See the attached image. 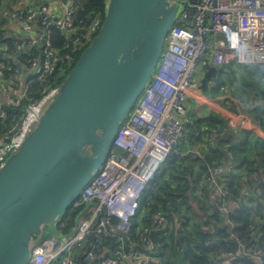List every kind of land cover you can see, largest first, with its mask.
I'll list each match as a JSON object with an SVG mask.
<instances>
[{"label":"built area","instance_id":"1","mask_svg":"<svg viewBox=\"0 0 264 264\" xmlns=\"http://www.w3.org/2000/svg\"><path fill=\"white\" fill-rule=\"evenodd\" d=\"M76 9L70 1L60 19L54 18L47 4L27 8L23 14L24 22L40 29L23 40L13 56L43 46L44 58L42 62L37 57L29 59L26 68L18 63L9 77H5V63L0 62V91L6 95V102L0 101V125L9 118L5 105L16 106L27 99L28 74L35 72L39 80L46 81L61 59L48 26L55 23L61 32L73 34L72 17ZM99 28V22L95 21L87 32L89 41ZM75 43H80L79 39ZM206 59L210 60L207 69H222L232 62L243 66L264 65V0H182L150 82L120 125L101 169L68 208L71 213H77L74 226L68 231L67 221L61 220L57 225L58 236L51 232L44 234L33 245L26 264H161L163 244L149 233L154 231L169 237L170 217H155L150 230L140 227L135 235L132 229L135 221H140L141 203L162 167L181 155L190 160L203 158L198 151L184 153L183 147L188 143L187 103H209L197 83ZM50 95L49 92L42 99L31 101L19 118L13 119L0 139V167L31 129ZM229 125L252 129L241 114L229 116ZM228 157L227 164L202 173L195 191L196 198L202 202L204 189L208 187L212 206L226 216L232 213L233 202L222 182L239 175L230 153ZM249 186L244 183L240 188V196L248 205L252 200ZM249 209L253 212L252 207ZM186 223L187 219L182 217L176 224L178 235L185 231ZM256 224L255 217L249 226L251 236L258 232ZM229 237L239 249L222 251L210 264H235L243 256L263 264L261 247L246 246L232 233Z\"/></svg>","mask_w":264,"mask_h":264},{"label":"water","instance_id":"2","mask_svg":"<svg viewBox=\"0 0 264 264\" xmlns=\"http://www.w3.org/2000/svg\"><path fill=\"white\" fill-rule=\"evenodd\" d=\"M182 0H109L71 72L0 167V264H26L101 169L120 125L150 82ZM210 67L199 86L217 79ZM192 132V124L186 123Z\"/></svg>","mask_w":264,"mask_h":264},{"label":"trees","instance_id":"3","mask_svg":"<svg viewBox=\"0 0 264 264\" xmlns=\"http://www.w3.org/2000/svg\"><path fill=\"white\" fill-rule=\"evenodd\" d=\"M71 1L77 8L72 17L74 33L61 32L55 23L48 26L52 42L60 50L61 59L47 76L46 81L39 80V75L35 72L28 74L27 99L16 106H4L9 113V118L0 125V139L7 133L13 119H18L31 101L42 99L63 82L88 47L90 41L87 38V32L92 24L97 21L101 26L104 21L109 0ZM30 2L28 9L47 4L46 0H30ZM36 29L40 28L36 27ZM4 32L0 29V47H7L5 52H0V62L6 65L5 77L13 73L18 63L26 68L29 67L28 60L31 58L37 57L40 62L43 61V46L25 50L14 57L16 48L24 39L8 37ZM76 39H79L80 43H75ZM259 75L263 76L264 72H259ZM229 82H231L230 79L221 73L218 74L217 79L210 86L209 93L222 89ZM240 86L242 91L244 88L247 89L245 93L240 92L241 101L244 102L245 96L253 95L255 85L243 81ZM189 108L187 119L192 124L194 133L187 131V137L189 140L194 139L196 146L205 141L208 149L205 153H201L203 158L198 160L192 161L181 155L173 157L162 167L141 203L140 221H135L132 234L135 235L140 227L143 230H150L151 223L157 216L170 217L172 228L169 237L166 238L163 233L154 231L149 233L150 237L163 244L160 254L161 264H210L222 251L236 252L239 249V246L229 237L231 233L244 245H255L264 251V196L253 198L248 205L240 196V188L245 183L242 178H228L222 182L233 202L230 204L232 213L227 215L229 221L225 219L224 214L212 206L208 187L204 189L205 196L202 202L195 196L202 173L209 168L227 164L228 153L232 155V162L237 170L244 173L264 170V139L253 131H243L240 127L232 128L228 117L203 104H194ZM242 108L254 125L264 131V104L243 105ZM206 111V117L202 118V113ZM189 146L193 145L188 144L183 147L184 153L188 151ZM249 206L253 208V212ZM76 216V212L71 213L70 209L67 210L61 219L67 221L66 230L72 229ZM182 217L187 219V223L184 224L185 231L178 235L176 224L181 222ZM255 217L258 220L256 224L258 232L256 236H251L249 226ZM193 218H197L199 223L194 222ZM227 222L229 224H226ZM110 244L113 245L114 242ZM235 264L256 263L252 258L243 256Z\"/></svg>","mask_w":264,"mask_h":264},{"label":"crops","instance_id":"4","mask_svg":"<svg viewBox=\"0 0 264 264\" xmlns=\"http://www.w3.org/2000/svg\"><path fill=\"white\" fill-rule=\"evenodd\" d=\"M47 5L50 8V13L54 15V18H62L65 7L69 4L71 0L63 1V0H46ZM30 0H0V29H3L6 36L16 37L18 39H26L35 34L37 31L34 24H27L24 22L23 14L27 10L30 5ZM6 46L0 47V52L6 51ZM205 72V71H204ZM203 72V74H204ZM259 72H264V65L258 66H243L235 63H230L228 66L219 68V74L221 73L227 79H230L226 86L222 89L215 91L214 93L202 94L204 95V99L207 100L208 104H203L208 108H211L218 113L225 115L229 118L231 115L241 114L244 116V119L250 122L252 129L244 128L243 126H239L243 131H253L258 134L261 138L264 139V131L251 121V119L246 115V112L239 111V106L243 105L252 106L253 104H264V75H259ZM202 75L198 76V80H200ZM263 77V78H262ZM243 81H246L248 84L255 85L253 88V95L245 96L243 99L244 102L241 101V93H245L247 89L244 88L242 91L241 84ZM214 82V81H213ZM210 84V86L213 84ZM5 94L3 91H0V101L5 103ZM194 101H189L188 109L193 104ZM207 111L202 113V118L206 117ZM237 128V127H235ZM193 134L192 132L188 131ZM188 147V146H187ZM196 149V150H195ZM208 149V145L204 141L202 144L198 146H194L193 151H197L205 153ZM192 151V150H188ZM192 151V152H193ZM229 154V153H228ZM239 178H242L243 182L250 185L252 199H257V196H264V170H259V172L252 173H244L241 170H238ZM225 219L227 216L224 214ZM227 221L229 219L227 218ZM226 224H229L227 222ZM162 263V261H161Z\"/></svg>","mask_w":264,"mask_h":264},{"label":"rangeland","instance_id":"5","mask_svg":"<svg viewBox=\"0 0 264 264\" xmlns=\"http://www.w3.org/2000/svg\"><path fill=\"white\" fill-rule=\"evenodd\" d=\"M210 65V60L209 59H206L205 61H204V63L202 64V66H201V68H200V73H199V75H202L203 76V72L204 71H206L207 70V67ZM197 83H199V80H198V78H197ZM51 94H52V92H50ZM193 104H199V105H201V104H204L203 102H194ZM239 111H241V112H243L244 110H243V108L242 107H240L239 106ZM188 144L190 145H193V146H189V149L188 150H192L193 151V148H194V146H196V145H194L195 144V140L194 139H191V140H189L188 139ZM187 144V145H188ZM196 150V149H195ZM198 151V150H197ZM199 158H197V159H191L192 161H195V160H198ZM193 220H194V222H197V223H199L198 222V219L197 218H193Z\"/></svg>","mask_w":264,"mask_h":264}]
</instances>
